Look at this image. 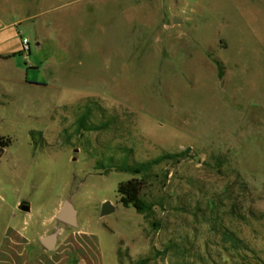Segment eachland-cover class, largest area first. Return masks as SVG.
<instances>
[{"label":"rangeland","instance_id":"1","mask_svg":"<svg viewBox=\"0 0 264 264\" xmlns=\"http://www.w3.org/2000/svg\"><path fill=\"white\" fill-rule=\"evenodd\" d=\"M37 14L25 74L0 66V246L64 200L106 264H264V0H47ZM84 107L105 130L76 133ZM185 152L145 179L152 213L122 207L133 177L106 173L112 157Z\"/></svg>","mask_w":264,"mask_h":264},{"label":"crops","instance_id":"2","mask_svg":"<svg viewBox=\"0 0 264 264\" xmlns=\"http://www.w3.org/2000/svg\"><path fill=\"white\" fill-rule=\"evenodd\" d=\"M46 1L0 0V66L25 74L20 65V58L24 59L21 37H26L30 20L39 16L33 13ZM65 202L60 201L44 222H37V230L28 229L26 221L20 229L12 227L13 233L9 231L0 246V264H106L100 236L81 229L78 214V230L57 229L50 233L56 229L54 221ZM30 213L31 206L26 214ZM52 235L56 236L55 244L52 250H48L42 242Z\"/></svg>","mask_w":264,"mask_h":264},{"label":"trees","instance_id":"3","mask_svg":"<svg viewBox=\"0 0 264 264\" xmlns=\"http://www.w3.org/2000/svg\"><path fill=\"white\" fill-rule=\"evenodd\" d=\"M97 107L96 104H93ZM86 107H84L85 109ZM83 109V110H84ZM101 108H96V111L93 112L90 108H86L85 111L80 115L78 120L76 121V133L80 134L84 133H93V132H100L105 130V127L98 126L94 123L95 115L99 113ZM111 123V121L109 122ZM109 123H106V125ZM11 141L8 138L0 136V159L2 158L4 151L10 146ZM122 150L125 153H128V150ZM106 157V156H105ZM186 159L188 158V152L181 153V154H167L163 155L156 160L148 163L143 164H131L129 162L128 154L121 158V159H112L110 160V168L106 171L108 172H116V173H123L128 174L133 177L132 180L128 182L121 183L118 187V196L120 198L119 203L125 209L133 208L137 214L139 215H148L152 213V207L145 204L142 199V193L145 190V179L148 177L149 173L155 168L163 163H167L170 161H175L177 159ZM104 159L97 160L96 162V169L101 170L104 169L102 163Z\"/></svg>","mask_w":264,"mask_h":264},{"label":"water","instance_id":"4","mask_svg":"<svg viewBox=\"0 0 264 264\" xmlns=\"http://www.w3.org/2000/svg\"><path fill=\"white\" fill-rule=\"evenodd\" d=\"M173 24L180 25L182 24V20L173 19ZM19 210L23 213L30 212V205L27 203H23L20 205ZM115 212V206L112 205L111 202H106L102 205L101 208V217L110 216ZM77 211L74 209L73 205L67 201L64 203V206L61 208L59 213L57 214L58 222L64 224L65 226L69 227H76L77 226ZM56 236L52 235L43 240V245L48 249L52 250L55 244Z\"/></svg>","mask_w":264,"mask_h":264},{"label":"built area","instance_id":"5","mask_svg":"<svg viewBox=\"0 0 264 264\" xmlns=\"http://www.w3.org/2000/svg\"><path fill=\"white\" fill-rule=\"evenodd\" d=\"M23 50L25 51V52H29V50H30V48H29V43H28V41L27 40H24L23 41Z\"/></svg>","mask_w":264,"mask_h":264}]
</instances>
